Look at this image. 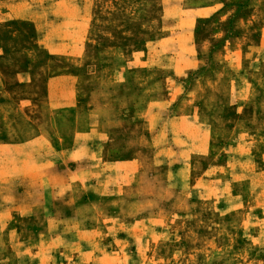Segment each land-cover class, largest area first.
I'll use <instances>...</instances> for the list:
<instances>
[{"label":"rangeland","instance_id":"374dc122","mask_svg":"<svg viewBox=\"0 0 264 264\" xmlns=\"http://www.w3.org/2000/svg\"><path fill=\"white\" fill-rule=\"evenodd\" d=\"M248 6L0 0L15 114L0 185L26 177L47 202L12 215L0 264H264V24Z\"/></svg>","mask_w":264,"mask_h":264},{"label":"crops","instance_id":"0c3cea01","mask_svg":"<svg viewBox=\"0 0 264 264\" xmlns=\"http://www.w3.org/2000/svg\"><path fill=\"white\" fill-rule=\"evenodd\" d=\"M256 0H248V8L252 9H247L248 13L251 15H259L261 18V22L264 24V9H256L255 5ZM255 8V9H254ZM6 103L3 104L5 106ZM10 105V104H9ZM5 107H2V109ZM10 111V110H9ZM12 112V111H11ZM11 112H8L9 115L5 116L4 114L1 113V107H0V118L2 114V119L7 117L9 121L11 122L7 125L4 124V126L1 128L0 126V157L3 154V148L6 145H10V142L14 140V137H12V134L10 133V129L13 130L14 133V127L15 125V114ZM11 114V115H10ZM5 121V120H4ZM7 120V122H9ZM12 122L14 124H12ZM6 123V121L4 122ZM104 133V132H103ZM168 136V135H167ZM94 141H106L109 138L105 134L99 133V135L96 134V137L92 138ZM26 143L27 141H23ZM30 142V141H29ZM99 144H92L89 146L88 149V158H91V160H95L102 155V151L98 149ZM91 148V151H90ZM81 149L80 147L77 148H72L70 151L66 152L65 155H62L63 157L65 156V160L60 162L63 166L65 163H74V162H79L82 160V157L80 156ZM83 152V151H82ZM85 152V151H84ZM62 154V153H61ZM60 163H58L60 165ZM18 172V171H15ZM19 172H23V174H28V177L31 174L30 169L23 168L22 170H19ZM73 174V173H72ZM26 177H23V182L20 184H15L11 179L7 180V182L4 185H0V238H4V233L7 229L8 223L13 219V214H17L20 216H29L32 212V210L38 206H46V201L44 198H37L38 195L34 194L32 191V185L29 181L25 180ZM75 181L77 180L76 178L74 179ZM74 183V181H73ZM72 184V183H71ZM18 188H24V191H15ZM15 205H18V207H14ZM3 223V224H2ZM14 233L8 234V237L13 236ZM94 236H99L97 235L96 232L93 233Z\"/></svg>","mask_w":264,"mask_h":264}]
</instances>
